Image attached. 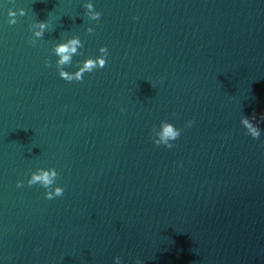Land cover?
Masks as SVG:
<instances>
[{
	"label": "water",
	"instance_id": "1",
	"mask_svg": "<svg viewBox=\"0 0 264 264\" xmlns=\"http://www.w3.org/2000/svg\"><path fill=\"white\" fill-rule=\"evenodd\" d=\"M262 117L264 0H0V264H264Z\"/></svg>",
	"mask_w": 264,
	"mask_h": 264
},
{
	"label": "clouds",
	"instance_id": "2",
	"mask_svg": "<svg viewBox=\"0 0 264 264\" xmlns=\"http://www.w3.org/2000/svg\"><path fill=\"white\" fill-rule=\"evenodd\" d=\"M87 7L91 9L93 7L92 4H88ZM20 12V15L23 16L24 12L22 10H18ZM8 15L10 17H15L16 16V11L9 10ZM101 16L100 12H96L93 15V19L99 20ZM17 21L16 19H11L9 20V24H15ZM46 27V24L41 22L40 23V28L43 30ZM89 32L92 33L93 29H89ZM42 33L37 32L36 35L40 36ZM30 43L34 46V44L30 41ZM79 43L78 40H72L69 42V44H61L56 48V53L60 56V60L58 61L59 64H67L71 62V54L76 53V47L74 45H77ZM72 45V46H69ZM101 52H106L107 48L106 47H101L99 49ZM106 59L105 58H98L97 60L93 59H88L86 62H84L83 67L80 68V70L75 74V81H82L83 79V73L88 72L91 73L93 70L96 68H104L106 66ZM45 65L50 67V64L45 61ZM59 76L64 79L65 81L72 82L74 80V77L67 72L60 71ZM253 119H255V116H253ZM262 120H264V117H262ZM192 121H189V126L191 125ZM246 127L249 128L251 131L252 135L254 138H258L259 133L256 130L255 127L247 120L245 119L243 121ZM181 135V132L177 129H174V127L170 124H166L163 127L161 139L163 141V145L167 148H172L173 144L168 143V140H176L179 136ZM156 145H161L160 141H155L154 142ZM56 173L53 171L51 173V176L49 172L40 170L39 174H33L31 179L27 181L28 185H36V184H41L45 189H47L52 183H53V178L55 177ZM23 186V181H17V187H22ZM64 194V189L62 187H58L55 189V196L53 195L52 192L46 191L45 192V197L48 200H52L55 197H61Z\"/></svg>",
	"mask_w": 264,
	"mask_h": 264
}]
</instances>
